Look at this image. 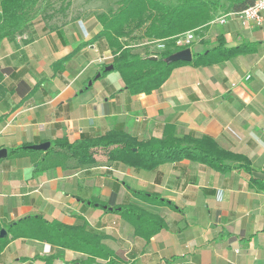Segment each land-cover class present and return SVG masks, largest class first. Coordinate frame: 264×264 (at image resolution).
Masks as SVG:
<instances>
[{
  "label": "crops",
  "instance_id": "1",
  "mask_svg": "<svg viewBox=\"0 0 264 264\" xmlns=\"http://www.w3.org/2000/svg\"><path fill=\"white\" fill-rule=\"evenodd\" d=\"M221 4L212 19L234 11ZM54 31L34 27L32 41L0 45V148L8 149L0 160V231L8 235L11 223L30 215L68 225L81 217L127 264H264V13L260 25H243L236 17L210 23L207 43L195 47V52L213 48L222 37L226 46L243 45V52L209 65L180 64L161 87L138 95L123 89L119 73L88 85L112 62L106 43L75 49L73 44L69 50L40 43ZM68 54L64 68L56 67ZM169 124L177 136L213 137L243 154L252 170L217 171L188 159L137 170L100 152L90 167L69 161L36 171V155L9 154L24 143L75 140L111 129L140 139L159 137ZM94 199L138 205L159 215L165 226L145 242L121 213L92 205ZM86 257L9 235L0 264H77Z\"/></svg>",
  "mask_w": 264,
  "mask_h": 264
},
{
  "label": "trees",
  "instance_id": "2",
  "mask_svg": "<svg viewBox=\"0 0 264 264\" xmlns=\"http://www.w3.org/2000/svg\"><path fill=\"white\" fill-rule=\"evenodd\" d=\"M54 0H0V45L4 41L16 40L25 35V42L32 41L33 25L45 27L48 18L44 12ZM237 12L255 0H224ZM222 6L221 0H120L116 9L98 13L93 18L98 27L94 36L82 45L96 41L105 42L111 51L112 62L99 69L102 77L112 64L124 82V90L132 95L149 94L162 86L172 70L180 64L193 66L209 65L215 61L229 59L244 51V46H226L220 37L213 48L193 52L190 62L167 63L166 58L182 48L164 51H139L141 44L150 45L153 39L172 38L188 30L209 23L211 12ZM28 32L31 34L28 36ZM79 48H81V46ZM72 54L56 62L63 69ZM157 56V59H151ZM96 76V75H95ZM95 76L91 78L96 80ZM48 141V140H46ZM46 150L32 149L24 143L9 148V154L25 153L37 156L35 170L51 168L64 162L73 161L75 167H90L97 163V154L104 152L110 162H123L137 170H154L162 164L178 163L184 159L196 161L217 171L229 169L252 170L250 161L239 153L221 147L209 136L196 137L193 134L177 136L172 124L166 125L161 136L140 139L138 136L119 129H111L100 135L83 133L75 140L59 137L50 141ZM147 195V194H145ZM159 203L176 205L162 196L151 193ZM105 210L121 213L134 227L135 233L145 242L164 226V220L143 207L134 204L112 205L100 200H90ZM74 225L59 220H47L41 215H30L11 223L8 235L0 237V252L8 236L12 239L25 238L48 242L61 251L74 250L85 254L84 261L77 264H127L114 250L104 243L105 236L89 228L84 218ZM102 261V262H99Z\"/></svg>",
  "mask_w": 264,
  "mask_h": 264
},
{
  "label": "rangeland",
  "instance_id": "3",
  "mask_svg": "<svg viewBox=\"0 0 264 264\" xmlns=\"http://www.w3.org/2000/svg\"><path fill=\"white\" fill-rule=\"evenodd\" d=\"M119 2L120 0H54L52 3L53 5L44 12L45 16H48V18L43 21V24H45V26H49L51 30L53 29L56 31L50 34L49 38L41 40L40 43L51 42L59 47L65 45L67 49L73 44L74 49L80 47V45L86 42L89 37V39H91L95 34V20L93 19L95 15L98 13L107 12L110 9H116L119 5ZM216 19H212L213 21L210 20L209 24L218 23L216 22ZM209 24H204L201 27H198L195 31V41L191 47L193 52H195V47L199 43H207L208 39L204 36L206 35L207 26ZM34 27L39 28L36 26V24L35 26L33 25L32 28ZM59 28L62 29L57 31ZM26 32L25 35L19 37L16 39V41L24 43V36H27ZM29 35L31 34L28 32V36ZM86 38L87 40H85ZM4 42L7 43L9 41ZM34 48H37V45H35ZM154 50L157 49L154 46L147 44H141L139 47V51L142 53H145L146 51L154 52ZM24 52L28 54L32 53L31 51H28V48H26ZM108 73L118 74L119 72L117 70H111L105 73L103 76L107 75ZM2 159L3 158L0 160ZM116 193L117 191L115 189L114 183L112 196H116ZM106 203L111 204L109 202Z\"/></svg>",
  "mask_w": 264,
  "mask_h": 264
},
{
  "label": "built area",
  "instance_id": "4",
  "mask_svg": "<svg viewBox=\"0 0 264 264\" xmlns=\"http://www.w3.org/2000/svg\"><path fill=\"white\" fill-rule=\"evenodd\" d=\"M264 0H255L243 10L228 12L216 19V22L224 24L231 17H236L243 25H260L263 22ZM195 29L173 36L172 38L153 39L149 42L157 51H164L168 48H188L192 47L195 41Z\"/></svg>",
  "mask_w": 264,
  "mask_h": 264
},
{
  "label": "water",
  "instance_id": "5",
  "mask_svg": "<svg viewBox=\"0 0 264 264\" xmlns=\"http://www.w3.org/2000/svg\"><path fill=\"white\" fill-rule=\"evenodd\" d=\"M151 59H157V56H151ZM193 59V51L190 47L188 48H184L181 50H178L172 54H170L167 58H166V62L167 63H175L178 61L181 62H190ZM114 68V66L112 64L108 65L105 68V71H111ZM101 76V72H98L95 76L96 79L100 78ZM93 80H89L88 85H92ZM51 143L50 141H44L40 144H32L29 147L32 149H37V150H46L50 147ZM8 155V149L6 147H2L0 148V159L1 158H5ZM7 235V231L5 229H2L0 231V237H5Z\"/></svg>",
  "mask_w": 264,
  "mask_h": 264
},
{
  "label": "bare ground",
  "instance_id": "6",
  "mask_svg": "<svg viewBox=\"0 0 264 264\" xmlns=\"http://www.w3.org/2000/svg\"><path fill=\"white\" fill-rule=\"evenodd\" d=\"M191 48V47H190Z\"/></svg>",
  "mask_w": 264,
  "mask_h": 264
}]
</instances>
